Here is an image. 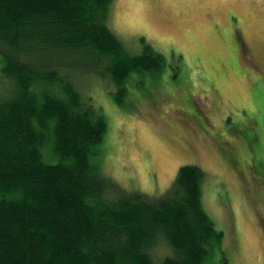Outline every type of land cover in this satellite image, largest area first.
<instances>
[{"label":"trees","instance_id":"trees-1","mask_svg":"<svg viewBox=\"0 0 264 264\" xmlns=\"http://www.w3.org/2000/svg\"><path fill=\"white\" fill-rule=\"evenodd\" d=\"M115 1L0 0V264H202L221 245L200 165L162 193L102 166L107 116L84 77L120 103L135 71L165 65L114 31Z\"/></svg>","mask_w":264,"mask_h":264},{"label":"rangeland","instance_id":"rangeland-1","mask_svg":"<svg viewBox=\"0 0 264 264\" xmlns=\"http://www.w3.org/2000/svg\"><path fill=\"white\" fill-rule=\"evenodd\" d=\"M110 25L131 51L144 36L165 65L135 71L120 103L116 87L84 77L107 116L104 170L162 193L181 165H200L224 233L202 264H264V206L251 190H264V0H116Z\"/></svg>","mask_w":264,"mask_h":264},{"label":"flooded vegetation","instance_id":"flooded-vegetation-1","mask_svg":"<svg viewBox=\"0 0 264 264\" xmlns=\"http://www.w3.org/2000/svg\"><path fill=\"white\" fill-rule=\"evenodd\" d=\"M264 50V49H263ZM261 177V179L264 181V177L263 176H260ZM259 183V182H258ZM260 184V183H259ZM252 186V185H251ZM260 186H261V184H260ZM251 190H253L254 192H255V194H256V196H257V198H259L260 200H261V203H262V205L264 206V190H262V192L259 194L256 190H255V188L252 186L251 187Z\"/></svg>","mask_w":264,"mask_h":264}]
</instances>
